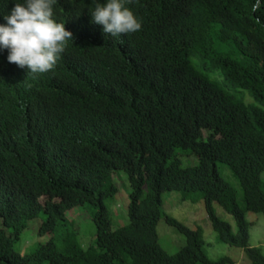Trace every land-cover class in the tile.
Listing matches in <instances>:
<instances>
[{"label":"trees","instance_id":"trees-1","mask_svg":"<svg viewBox=\"0 0 264 264\" xmlns=\"http://www.w3.org/2000/svg\"><path fill=\"white\" fill-rule=\"evenodd\" d=\"M188 1L196 10L177 0H140L150 9L131 8L140 30L119 40L85 38L87 69L33 83L22 92L29 104L5 91L14 88L0 66V210L16 223L34 213L37 194L50 192L63 198L46 212L53 233L74 206L87 204L95 225L87 248L65 232L61 248L52 239L22 259L0 235V264H237L210 260L201 229L162 212L167 191L183 199L198 192L218 240L243 249L250 264H264L260 248L248 246L245 219L247 211L264 216V103L254 91L264 75V0L256 11V0ZM85 135L98 140L92 164L79 160ZM180 154L197 164L183 166ZM217 163L238 180L243 206ZM113 170L126 172L130 185L128 223L116 229L105 204L114 197ZM214 203L232 215L236 233ZM161 217L185 237L175 253L158 242Z\"/></svg>","mask_w":264,"mask_h":264},{"label":"clouds","instance_id":"clouds-1","mask_svg":"<svg viewBox=\"0 0 264 264\" xmlns=\"http://www.w3.org/2000/svg\"><path fill=\"white\" fill-rule=\"evenodd\" d=\"M139 1L0 0V56L3 59L0 66L2 77L7 79L14 88V90L5 91L21 102L29 104L30 100L22 92L33 83L42 85L53 78L62 79L64 76L87 69L83 64L82 50L85 47L82 41L85 38L95 39L98 34L101 36L108 34L119 40L123 39V34L140 30L141 22L131 8L138 5L145 11L150 9L147 8V3L140 4ZM177 1L188 11V6L196 10L188 0ZM261 2L262 0H256L252 10L256 11ZM151 13L154 12H146V14ZM187 19L192 21L191 16H187ZM219 22L222 23L220 20ZM254 91L258 99L260 97L264 103V75L258 78ZM246 93L252 100L249 103L245 101V92L239 95L243 97L245 104L253 105L252 95ZM21 106L29 110V105ZM26 116H29V112ZM97 142L98 140L93 136L85 135L79 139V160L84 162L83 164H92L96 161L95 156L100 153ZM116 171L123 170H113L108 177L110 182L111 175ZM258 179L263 184L262 175H259ZM112 186L115 188V194L116 186L114 184ZM41 199H44V203ZM62 202L63 198L55 193L37 194L32 202L34 213L31 216L23 215L24 218L22 217L16 223L10 221L0 210V235L9 244L11 254L22 259L34 254L42 245L48 244L53 239V231L47 228L49 221H47L46 212L49 213L51 204L61 205ZM73 208L76 207L66 210L65 213ZM41 211L45 218L40 226L39 235L47 233L49 240L38 244L32 253L23 254L16 250L13 244L27 227V221L35 219ZM12 225H18L20 229L14 232L11 229Z\"/></svg>","mask_w":264,"mask_h":264},{"label":"rangeland","instance_id":"rangeland-1","mask_svg":"<svg viewBox=\"0 0 264 264\" xmlns=\"http://www.w3.org/2000/svg\"><path fill=\"white\" fill-rule=\"evenodd\" d=\"M245 101L247 103L252 101L246 92ZM179 158L182 160L183 166L197 164L196 158L192 155L180 154ZM217 165L222 178L235 189L238 204L243 206V192L239 182L226 165L221 163H217ZM111 180L117 191L113 198L105 200V204L111 212L112 229H116L128 223L130 185L128 177L123 171L114 172L111 175ZM200 198L198 192L190 194L186 199L182 198V194L179 191L162 192V212L189 228H200L204 241L202 249L210 260L215 262L220 258L228 257L237 264H250V260L243 249L230 246L218 240L216 232L210 225L204 200ZM41 202L44 203V199H41ZM213 209L221 220L230 225L232 232L236 233L237 226L232 215L216 203H214ZM65 217L64 225L58 226L53 234V241L58 248L62 246L61 237L65 232L74 233L75 239L84 248L94 243L95 225L87 204L67 211ZM44 218L45 215L41 211L35 219L27 221V227L13 244L16 250L23 254H30L38 244L46 243L49 240L47 233L39 235V229ZM245 218L250 223L248 246L260 248L261 253L264 255V216L260 213L247 211ZM156 230L158 242L167 253H175L184 246L185 237L168 225L164 217L159 219Z\"/></svg>","mask_w":264,"mask_h":264}]
</instances>
